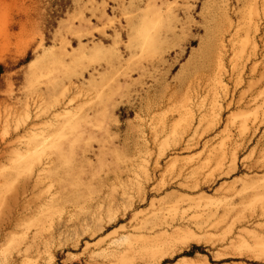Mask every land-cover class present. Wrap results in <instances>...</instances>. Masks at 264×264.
<instances>
[{
    "label": "rangeland",
    "instance_id": "rangeland-1",
    "mask_svg": "<svg viewBox=\"0 0 264 264\" xmlns=\"http://www.w3.org/2000/svg\"><path fill=\"white\" fill-rule=\"evenodd\" d=\"M0 264H264V0H0Z\"/></svg>",
    "mask_w": 264,
    "mask_h": 264
},
{
    "label": "bare ground",
    "instance_id": "bare-ground-1",
    "mask_svg": "<svg viewBox=\"0 0 264 264\" xmlns=\"http://www.w3.org/2000/svg\"><path fill=\"white\" fill-rule=\"evenodd\" d=\"M38 183V182H37ZM41 184V183H40Z\"/></svg>",
    "mask_w": 264,
    "mask_h": 264
}]
</instances>
